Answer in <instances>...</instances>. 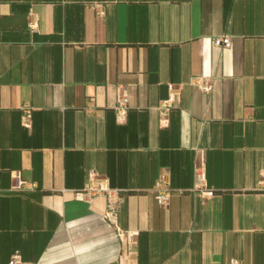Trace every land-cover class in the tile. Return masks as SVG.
<instances>
[{
  "label": "crops",
  "instance_id": "0c3cea01",
  "mask_svg": "<svg viewBox=\"0 0 264 264\" xmlns=\"http://www.w3.org/2000/svg\"><path fill=\"white\" fill-rule=\"evenodd\" d=\"M89 171L121 189L117 227L77 197ZM263 173L264 0H0V264H264Z\"/></svg>",
  "mask_w": 264,
  "mask_h": 264
},
{
  "label": "built area",
  "instance_id": "2783aa9c",
  "mask_svg": "<svg viewBox=\"0 0 264 264\" xmlns=\"http://www.w3.org/2000/svg\"><path fill=\"white\" fill-rule=\"evenodd\" d=\"M100 15L105 14V9L103 5L97 4ZM32 27L36 26L35 22L31 23ZM215 44L217 46L231 47L232 39L230 35H221L215 38ZM199 86L206 91L210 92L212 90V85L203 78L196 80ZM170 95L167 99L163 100L160 105L161 110V124L166 127L169 124V112L174 107V103L179 100V92L174 85H170ZM91 109V107H89ZM129 110V96L126 90L122 87L117 89V104L115 111L119 121H124L126 119ZM32 116V106L29 103L23 105V122L25 125L29 124V120ZM17 179L14 189L21 190L25 186V181L20 178L18 174H14ZM259 184L264 188V173L259 181ZM154 191L156 192V198L158 202L162 205L169 204L171 197L173 195V189L170 186L168 173L165 172L161 175L154 186ZM194 191L199 193L205 198H212L215 196V191L207 187L206 179L203 171V166H197L195 170V187ZM1 192V188H0ZM99 196H104L107 200L106 211L104 217L113 226L118 225V216L120 211V205L123 201V194L121 189L112 187L110 185L109 179L100 175L96 171H89L86 185L83 190L77 192V197L85 200L87 202H93L95 198ZM118 235L121 240L127 241L129 243H134L136 241L137 231L125 230L118 228ZM8 264H36L35 261L24 260L22 255L18 252L13 253ZM230 264H244L243 261L234 259Z\"/></svg>",
  "mask_w": 264,
  "mask_h": 264
}]
</instances>
